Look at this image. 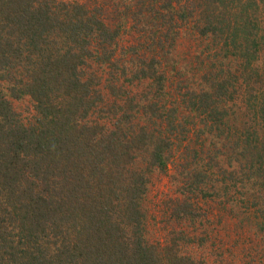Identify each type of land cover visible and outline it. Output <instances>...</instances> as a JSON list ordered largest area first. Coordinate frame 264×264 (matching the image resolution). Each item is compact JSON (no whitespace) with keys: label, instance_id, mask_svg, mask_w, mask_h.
Here are the masks:
<instances>
[{"label":"trees","instance_id":"obj_1","mask_svg":"<svg viewBox=\"0 0 264 264\" xmlns=\"http://www.w3.org/2000/svg\"><path fill=\"white\" fill-rule=\"evenodd\" d=\"M159 1L148 10L155 33L179 37L181 28L194 22L202 37H217L226 48L232 44L229 59L255 70L227 72L221 63L199 76V92L186 79L174 86V98L190 100L192 117L203 105L206 114L208 108V114L218 115L214 122H226L228 105L250 120L238 131L228 167L221 165L227 158L223 150L202 154L190 146L192 140L180 138L197 160L178 179L182 197L175 217L196 216L189 199H224L222 204L231 206L248 193L264 218V0ZM100 5L0 0V264H205L181 253L186 243L197 242L196 228L189 238L179 231L156 243L145 236L140 201L147 178L133 162L146 151V161L163 170L165 151L183 147L182 141L174 145L178 136H161L155 128L163 111L174 110L166 106L172 84L160 59L153 63L161 68L159 77L144 74L150 58L110 62L111 47L115 50L127 26L109 18L119 17L118 9L111 13ZM95 64L114 68L108 88L99 86L90 67ZM126 73L136 78L141 73L148 87L143 96L130 93L129 78L120 82ZM24 95L35 111L27 122L9 100ZM256 228L264 233V222ZM202 239L201 245L213 243L210 236Z\"/></svg>","mask_w":264,"mask_h":264},{"label":"rangeland","instance_id":"obj_2","mask_svg":"<svg viewBox=\"0 0 264 264\" xmlns=\"http://www.w3.org/2000/svg\"><path fill=\"white\" fill-rule=\"evenodd\" d=\"M72 1L88 4L89 8H95L101 4L100 10L109 9L111 13L118 9L116 14H119V17L114 13L109 18L113 21V18H115L121 28L123 26L127 27L122 30L123 33L118 37L119 43L115 50L114 45L111 47L115 52L111 56L110 62L120 64V60L130 61L132 57L150 58L148 60H151L148 65L149 68L144 74L159 77L161 68L158 63L153 64L156 58L160 59L161 66H165V69L168 68L167 71H169V81L172 84V90L169 88L166 106L167 110H174L163 111L162 117H160L161 123L155 128H158L161 136L169 135L171 137L172 134L178 136V140H173L174 145L182 141L183 147L179 151H165L163 170L153 167L152 163L148 162L149 159L146 161V151H142L134 159L133 165L145 170L147 178L146 192L140 201V208L144 213L145 236L149 241L155 243L161 242L164 238L169 239L170 236L176 235L178 231L179 233L184 232L185 236L189 238L194 235L193 229L196 228L195 234L199 233L197 242L186 243L181 251L182 254L189 255L194 260H202L205 264H264V233L256 228V224L264 222V218L262 211L257 209L258 206H252L254 200L252 194L245 193L248 197L244 196L243 200L240 199L242 202L233 203L235 205L232 204V207L228 204H222L224 199L216 201L199 196L188 200V202L190 201L189 203L192 202L191 214L194 213L196 215L194 218L192 216V219L187 217L184 215L186 213L181 211L179 217H175L177 210L181 209L180 204L177 203V198L182 197L179 195L181 194L179 190L182 188V184L181 181L178 183V179L183 175V171L190 170L191 172L195 165L190 166V164H196L195 161L197 160V157L193 155L194 151L187 149L186 140L180 138L192 140L190 146L193 145L202 154L213 150H223L225 156L230 159L225 157V163L221 165L223 166L224 164L225 167H228L233 160L232 158H235L233 157L235 155H233V152L237 151L234 141L236 138L238 139V131L250 120L241 117L236 110L234 111L235 113L232 112L235 108L228 105H226L228 108L223 109L229 117L226 122H214L213 118H217L218 115L208 114V108L206 114L203 105H198L197 113L192 117L188 115L190 100L183 102L181 95L174 98L176 94V87L174 88V86L181 80L186 79V85L190 86L192 90L199 92L201 88L198 81L199 76L217 70L221 63L223 64L222 68L227 72H233L237 69L248 75L249 73L255 74V70L253 68L250 69L249 66L244 67L243 62L235 57L229 59L234 50L232 44H228L229 48H226L223 47L222 42L217 37H202L194 22L193 25L182 27L179 37H175L172 34L165 39L161 32L155 33L156 27H152L155 24L151 16L152 12L148 10L153 9L154 11L159 4L163 3L159 0H140L136 6L132 4V0ZM140 2L143 4L140 5ZM157 3L158 5L156 6ZM127 10L129 16H126ZM136 11L147 15L145 18L142 15L139 17ZM122 16H125L124 21L121 19ZM126 21L127 23H124ZM262 30H264V24ZM154 39L165 40V42H152ZM253 50L252 48L249 51L252 52ZM242 53L244 52L242 51ZM90 67H93L91 71L97 72L101 79L99 86L108 88L107 80L115 72L114 68L111 65H104L100 68L98 64ZM262 72L264 75V68ZM140 74L136 78L133 74L126 73V76L120 75L119 79L120 82L125 83V78H129L132 84L130 93L143 96L148 87L146 82L140 80ZM258 75L261 74L258 72ZM188 80L191 82L190 84ZM153 84L156 85L157 83L153 81L152 86ZM181 90L184 92L186 89L181 88ZM9 100L13 110L23 122L32 119L35 113L34 105L28 96L24 95L18 99L9 98ZM193 101L194 98L192 99ZM182 127L183 131L181 132L180 129ZM185 128L188 132H184ZM224 144L226 146L225 149L222 148ZM173 146L171 149H173ZM233 146L234 149L232 151L231 148ZM168 148L165 147L164 149ZM185 165L186 167H184ZM216 180V182L221 183L220 180ZM250 181L254 182L255 180L250 178ZM237 184H241L240 180ZM255 187L256 184L254 185ZM209 220L217 227L210 225L208 223ZM235 221L239 223V226L236 225ZM209 236L213 238L211 240L213 243L210 244L208 241L205 245H201L204 241L202 238H208ZM200 239L203 241L201 242Z\"/></svg>","mask_w":264,"mask_h":264}]
</instances>
